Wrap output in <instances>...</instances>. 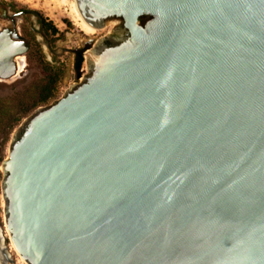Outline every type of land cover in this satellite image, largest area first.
Returning <instances> with one entry per match:
<instances>
[{
  "label": "water",
  "instance_id": "1",
  "mask_svg": "<svg viewBox=\"0 0 264 264\" xmlns=\"http://www.w3.org/2000/svg\"><path fill=\"white\" fill-rule=\"evenodd\" d=\"M77 2L88 23L121 29L10 143L1 191L17 252L29 264H264V0ZM25 13L0 33V78L30 46Z\"/></svg>",
  "mask_w": 264,
  "mask_h": 264
},
{
  "label": "rangeland",
  "instance_id": "2",
  "mask_svg": "<svg viewBox=\"0 0 264 264\" xmlns=\"http://www.w3.org/2000/svg\"><path fill=\"white\" fill-rule=\"evenodd\" d=\"M1 1L3 5L0 6V33L7 29H13L11 14L19 11H30V13H25L16 18L17 32L23 37L22 40H19V43L22 45L29 43L30 46L26 53L19 54L23 56L24 62L17 59V73L11 78H0V96L25 94L27 98L29 97L33 100L37 98L36 87L38 86L39 90L47 75L44 66H60L64 70L63 76L58 83L56 97L47 103L38 104L36 108L24 116L15 126L3 152L0 153V156L4 160L8 157L10 143L16 136L20 126L25 124L38 108L47 106L64 96L80 82V77L88 74V63L85 56L86 51H88L87 49L91 50L92 46L105 39V36L118 33L121 27L119 23L107 27L103 26L102 28H98L96 33L87 34L73 20L69 4L71 0L67 2L64 0ZM40 20L55 28L56 31L52 32L48 30L44 31L45 33L41 32L42 26ZM78 51H82L84 60L79 71H76L74 64ZM20 67L23 70L19 72ZM26 90H28V93H25ZM2 161H0V170H2ZM4 203L1 191L0 264H29L13 246L14 244L5 225Z\"/></svg>",
  "mask_w": 264,
  "mask_h": 264
},
{
  "label": "trees",
  "instance_id": "3",
  "mask_svg": "<svg viewBox=\"0 0 264 264\" xmlns=\"http://www.w3.org/2000/svg\"><path fill=\"white\" fill-rule=\"evenodd\" d=\"M3 5L0 0V6ZM44 30H51L55 32V28L50 27L49 24L44 23ZM84 57L82 51H78L76 54L75 69L79 71L83 63ZM47 71L45 81L41 84L38 90L37 98L31 100L27 98L25 94L13 95V96H0V153L3 152L10 135L15 126L21 121V119L30 113L38 104L47 103L56 97L57 87L60 79L63 76L64 70L60 66H44ZM28 90H26L25 93ZM3 157L0 156V161ZM1 179L2 172L0 170V192H1Z\"/></svg>",
  "mask_w": 264,
  "mask_h": 264
},
{
  "label": "bare ground",
  "instance_id": "4",
  "mask_svg": "<svg viewBox=\"0 0 264 264\" xmlns=\"http://www.w3.org/2000/svg\"><path fill=\"white\" fill-rule=\"evenodd\" d=\"M65 2H67L68 0H64ZM70 7H71V13L73 15V20L75 21V23L83 30L85 31L87 34H94L97 32L98 28L90 23H88L86 21V19L84 18V16L82 15L80 8L78 7V2L77 0H71L70 1ZM118 23L115 24H111L112 25H116ZM105 27L109 26L106 23L104 24ZM86 58H88L89 56V50L86 51L85 54ZM23 68L20 67L19 72L22 71ZM17 73V70H16ZM14 246V245H13ZM22 258V257H21Z\"/></svg>",
  "mask_w": 264,
  "mask_h": 264
},
{
  "label": "flooded vegetation",
  "instance_id": "5",
  "mask_svg": "<svg viewBox=\"0 0 264 264\" xmlns=\"http://www.w3.org/2000/svg\"><path fill=\"white\" fill-rule=\"evenodd\" d=\"M26 12L27 13H30V11L29 10H26ZM41 19V18H40ZM40 23H41V28H42V30H41V32H44L45 30H44V23L40 20ZM45 33V32H44ZM115 35V34H114ZM114 35H111V36H105V39H103L102 40V43L103 44H106V45H110L111 44V41L108 39V37H112V36H114ZM17 41V40H16ZM19 41V40H18ZM77 54V53H76ZM17 59H19V61H23L24 62V58H23V56H21V55H19V56H17L16 58H15V62H16V66H17V63H18V60ZM17 70H18V66H17Z\"/></svg>",
  "mask_w": 264,
  "mask_h": 264
},
{
  "label": "built area",
  "instance_id": "6",
  "mask_svg": "<svg viewBox=\"0 0 264 264\" xmlns=\"http://www.w3.org/2000/svg\"><path fill=\"white\" fill-rule=\"evenodd\" d=\"M83 79V76L79 78V81H81Z\"/></svg>",
  "mask_w": 264,
  "mask_h": 264
}]
</instances>
